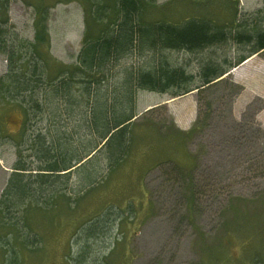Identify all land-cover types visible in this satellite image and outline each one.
<instances>
[{
    "label": "rangeland",
    "instance_id": "obj_1",
    "mask_svg": "<svg viewBox=\"0 0 264 264\" xmlns=\"http://www.w3.org/2000/svg\"><path fill=\"white\" fill-rule=\"evenodd\" d=\"M198 1L156 3H170L165 15L174 22L191 15L226 21L235 1L238 14L263 5V0H228V5L205 0L197 7ZM33 2L8 0L7 25L22 40L34 38ZM43 3L49 5V51L58 61L71 63L81 46L82 5L79 0ZM228 50H171L168 57L196 73L202 61H218ZM6 68L0 52V77ZM224 79L175 97L137 90L135 126L120 162H109L106 152L91 154L71 168L67 185L42 189L39 204L45 207L49 197L52 206L36 215L35 248L23 249L21 238L5 235L0 242L18 244L19 264H80L69 253L78 255L85 244L91 252L83 264H248L255 252L263 257L264 54L251 55ZM1 108L3 130L16 134L20 108ZM5 132L0 133V196L19 155ZM59 191L65 194L58 196ZM237 209L248 224L234 230ZM94 222L102 227L92 236L84 230ZM3 248L0 264L9 256Z\"/></svg>",
    "mask_w": 264,
    "mask_h": 264
},
{
    "label": "trees",
    "instance_id": "obj_2",
    "mask_svg": "<svg viewBox=\"0 0 264 264\" xmlns=\"http://www.w3.org/2000/svg\"><path fill=\"white\" fill-rule=\"evenodd\" d=\"M79 1L84 23L81 46L73 62L63 63L49 51V5L34 0V38L22 40L7 25L8 0H0V52L7 61L0 77V107L16 105L22 113L16 134L5 132L0 124V133L8 135L19 154L0 196V231L5 232L0 237L21 238L18 244L23 249L35 248L38 212L52 206L47 205L49 197L45 207L39 204L44 187L67 185L71 168L91 154L106 152L109 162H120L135 126L131 119L137 90L171 97L201 92L225 81L226 73L251 55L264 54V0L261 7L241 14L237 1L232 2L226 21L191 15L179 22L165 15L170 3L159 5L156 0ZM218 46L229 50L218 61H202L196 73L168 57L171 50L195 52ZM133 57L136 62H131ZM62 194L59 191L58 196ZM240 210L234 211V230L242 228V222L248 224ZM85 227L95 236L102 225ZM18 244L0 242L9 255L6 264H19ZM89 246L69 257L83 264ZM256 253L248 264H264V255Z\"/></svg>",
    "mask_w": 264,
    "mask_h": 264
}]
</instances>
